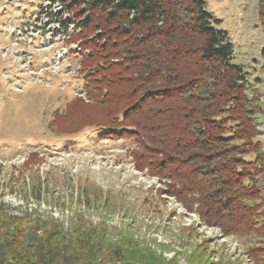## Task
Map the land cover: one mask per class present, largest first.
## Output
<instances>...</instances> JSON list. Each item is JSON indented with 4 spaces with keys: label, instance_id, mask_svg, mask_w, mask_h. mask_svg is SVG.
<instances>
[{
    "label": "trees",
    "instance_id": "1",
    "mask_svg": "<svg viewBox=\"0 0 264 264\" xmlns=\"http://www.w3.org/2000/svg\"><path fill=\"white\" fill-rule=\"evenodd\" d=\"M50 1L77 21L67 42L77 43L83 81L50 128L71 136L91 126L97 139L131 142L130 163L157 180V197L194 214L199 226L245 239L244 260L264 264V153L254 121L260 107L205 2ZM257 13L264 37V0ZM260 72L264 77V51ZM28 157L27 164L38 156ZM31 196L39 199V191ZM49 219L0 204V264H178L126 228L111 231L104 221L91 228L79 216L68 233ZM201 248L185 255L189 264H210Z\"/></svg>",
    "mask_w": 264,
    "mask_h": 264
},
{
    "label": "rangeland",
    "instance_id": "2",
    "mask_svg": "<svg viewBox=\"0 0 264 264\" xmlns=\"http://www.w3.org/2000/svg\"><path fill=\"white\" fill-rule=\"evenodd\" d=\"M203 1L233 44L231 63L245 72L247 95L256 97L260 110L254 121L264 153V37L258 0ZM54 12L66 17L65 30ZM76 24L61 2L0 0V204L16 215L52 218L68 233L79 216L91 228L103 221L111 231L126 228L178 264H189L185 255L191 256L197 245L210 264H248L241 256L245 239L199 226L194 214L157 197V180L130 163L131 142L97 139L98 130L91 126L71 136L50 128L54 113L82 89L73 53L78 46L67 42L78 33ZM33 153L38 157L27 164ZM33 189L39 199L31 196Z\"/></svg>",
    "mask_w": 264,
    "mask_h": 264
},
{
    "label": "built area",
    "instance_id": "3",
    "mask_svg": "<svg viewBox=\"0 0 264 264\" xmlns=\"http://www.w3.org/2000/svg\"><path fill=\"white\" fill-rule=\"evenodd\" d=\"M57 3V2H56ZM58 11V10H57ZM52 15L54 16V17H57V19H58V23H59V26H60V29H61V31L62 30H64L62 27H61V25L60 24H62V23H65V29L67 28V24H68V22L66 23V21H67V19H66V17H64V18H61L60 16H59V14L58 13H52ZM64 19V21H61V20H63Z\"/></svg>",
    "mask_w": 264,
    "mask_h": 264
}]
</instances>
